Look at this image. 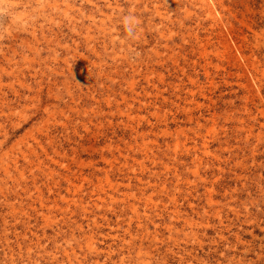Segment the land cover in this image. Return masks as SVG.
<instances>
[{
	"label": "rangeland",
	"instance_id": "obj_1",
	"mask_svg": "<svg viewBox=\"0 0 264 264\" xmlns=\"http://www.w3.org/2000/svg\"><path fill=\"white\" fill-rule=\"evenodd\" d=\"M0 264H264V0H0Z\"/></svg>",
	"mask_w": 264,
	"mask_h": 264
},
{
	"label": "clouds",
	"instance_id": "obj_2",
	"mask_svg": "<svg viewBox=\"0 0 264 264\" xmlns=\"http://www.w3.org/2000/svg\"><path fill=\"white\" fill-rule=\"evenodd\" d=\"M122 23L127 37L130 39H134L136 37V30L140 23L138 17L129 13L128 15H125L123 17Z\"/></svg>",
	"mask_w": 264,
	"mask_h": 264
}]
</instances>
